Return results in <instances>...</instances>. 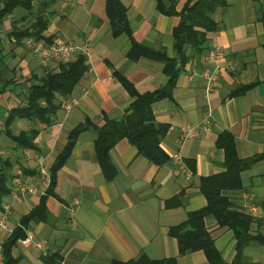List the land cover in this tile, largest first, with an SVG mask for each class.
Returning <instances> with one entry per match:
<instances>
[{
	"label": "crops",
	"instance_id": "1",
	"mask_svg": "<svg viewBox=\"0 0 264 264\" xmlns=\"http://www.w3.org/2000/svg\"><path fill=\"white\" fill-rule=\"evenodd\" d=\"M119 1L126 9L130 36L112 35L105 0H58L43 12L48 18L43 38L61 36L89 49L87 70L69 95L56 98L47 124L21 117L7 124L8 111L24 104L30 82L57 70L53 61L40 63L26 45L27 37L15 36L35 20L37 3L31 12L14 9L0 15V163H10V192L0 201V217L7 229L0 230L1 243L45 195L47 220L30 221L25 228L42 247H24L17 241L10 248L14 264H47L43 258L52 254L58 256L57 264H111L140 256L174 258L175 264H208L201 250L179 254L168 230L206 205L200 183L224 172V150L217 138L227 133L235 156L247 162L239 172L240 187L222 189L220 194L234 210L251 217L249 239L237 252L232 230L219 226L212 214L203 217L204 227L222 264H264V0H226L225 8L213 14L219 29L207 34L203 54L184 64L171 98L151 105L154 122L166 125L159 147L167 159L154 164L122 138L109 151L115 174L107 179L94 153L95 128L105 119L121 120L134 99L115 73L138 94L166 81L163 63L144 57L128 60L130 39L174 57L171 31L178 21L158 12L155 0ZM214 46L223 59L208 61L207 53ZM204 68L218 71L211 89L201 74ZM62 100H71L69 110L60 105ZM86 121L90 124L56 171L53 195L45 194L49 182L39 168L49 177L68 132ZM206 121V132L179 138L180 127ZM6 130L11 136L33 135V147H17ZM175 154L180 157L178 163L173 160ZM14 178L17 183L12 182Z\"/></svg>",
	"mask_w": 264,
	"mask_h": 264
},
{
	"label": "trees",
	"instance_id": "2",
	"mask_svg": "<svg viewBox=\"0 0 264 264\" xmlns=\"http://www.w3.org/2000/svg\"><path fill=\"white\" fill-rule=\"evenodd\" d=\"M56 1L58 0H3L0 15L11 13L14 9L31 12L34 3H37L35 20L15 36L17 39L23 37L44 39L46 43H49L51 39H45L42 36L48 22V18L43 12ZM167 2L166 5L163 0H155L158 12L178 18L171 31L174 57H167L163 52L154 51L132 39H130L131 46L127 52V58L131 61L144 57L163 63L165 83L153 91L138 94L122 75L115 73L117 80L134 99L125 109L121 120L105 119L101 126L95 128L94 153L107 179H111L115 174L109 160V151L119 139L124 138L129 141L154 164L160 165L167 159L159 147V140L166 130V125H157L154 122L151 105L160 99L171 98L177 76L183 70L184 64L189 59H197L203 54L207 34L218 31L219 25L213 18L214 12L218 8L223 9L226 6V0H183L179 8L180 0H167ZM125 10L119 0H105V14L113 36L121 33L130 36ZM262 14L264 15V9ZM86 70L85 57L77 55L69 62L59 63L56 71L46 73L37 82H30L26 88L24 104L8 111L7 124L14 117L37 119L47 124L56 107V98L69 95ZM89 124L88 121L78 124L68 132L64 147L57 154L54 164L49 169L50 180L45 194L53 195L56 171L69 156L79 133ZM6 134L10 136L17 147H33L31 143L33 135L11 136L8 130H6ZM217 145L224 150L225 170L220 174L201 180L200 190L206 198V205L199 210L189 212L182 223L172 226L168 230V234L176 240L179 254L201 250L208 264H222V258L220 252L216 250L209 232L204 227L203 217L212 214L219 226L232 230L237 241V252L249 239L251 220L248 215L234 210L228 199L220 194L222 189L240 187L239 172L244 169L247 161L240 160L235 156L232 138L229 134L221 133L217 138ZM9 166L10 163L7 160L0 163V201L4 195L10 192L7 184V168ZM44 198L45 195L40 197L39 204L20 219L19 225L13 228L8 238L3 242L1 247L3 264H14L10 256V248L25 236L28 222L47 220V211L43 205ZM54 259H58L56 254L43 258L47 264H57ZM111 264H175V259H149L140 256L128 261L113 260Z\"/></svg>",
	"mask_w": 264,
	"mask_h": 264
},
{
	"label": "built area",
	"instance_id": "3",
	"mask_svg": "<svg viewBox=\"0 0 264 264\" xmlns=\"http://www.w3.org/2000/svg\"><path fill=\"white\" fill-rule=\"evenodd\" d=\"M26 45L33 49V52L37 55L42 65H46L48 61H53L57 64L66 63L73 60L77 55H82L85 58L89 54V49L87 46H78L74 44L72 41L63 38L61 36H54L51 38L49 43H43L41 39H35L33 37H27ZM208 61H213L215 59H223V54L220 51L219 47L214 46L207 53ZM202 76L206 80L207 89H211L213 84L216 82L218 78L217 70H210L208 68H204L201 70ZM71 100H62L60 105L65 109L69 110L71 106ZM209 127V122L206 121L204 124L196 126V127H180L179 129V138L187 139L193 138L199 135L202 132H206ZM174 162H180V157L175 154L173 156ZM39 172L42 176L46 178V182H49V177L47 172L43 168H39ZM20 170L16 171V174H19ZM17 178V177H16ZM16 178L12 180L13 183H17ZM23 189V186H21ZM28 190H32L28 188ZM252 213H255V208H252ZM0 230H7L4 220L0 217ZM19 244L24 247H35L41 248L42 244L40 241H37L31 231H26L25 236L22 239L18 240ZM2 243L0 241V264H2Z\"/></svg>",
	"mask_w": 264,
	"mask_h": 264
}]
</instances>
